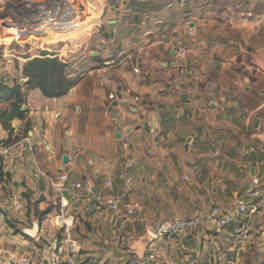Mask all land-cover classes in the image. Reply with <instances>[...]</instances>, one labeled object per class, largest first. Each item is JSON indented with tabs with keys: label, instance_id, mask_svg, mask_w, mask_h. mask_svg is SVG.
I'll return each mask as SVG.
<instances>
[{
	"label": "crops",
	"instance_id": "0c3cea01",
	"mask_svg": "<svg viewBox=\"0 0 264 264\" xmlns=\"http://www.w3.org/2000/svg\"><path fill=\"white\" fill-rule=\"evenodd\" d=\"M83 3L87 24L52 37L79 36L76 49L58 53L75 85L57 98L25 86L27 118L12 122L18 139L4 156L10 178L0 182V264H10L8 253L50 258L61 209L80 245L78 264H264V0ZM179 43L189 49L185 83ZM8 137L0 125V142ZM127 178L117 212L109 204ZM132 202L140 208L130 216ZM241 203L250 209L237 216ZM214 206L234 218L219 233L207 218ZM195 216L204 218L198 229L155 241L150 260L148 228Z\"/></svg>",
	"mask_w": 264,
	"mask_h": 264
},
{
	"label": "built area",
	"instance_id": "2783aa9c",
	"mask_svg": "<svg viewBox=\"0 0 264 264\" xmlns=\"http://www.w3.org/2000/svg\"><path fill=\"white\" fill-rule=\"evenodd\" d=\"M75 1L76 3L74 0H0V55L3 57V59L0 58V75L3 73L2 64L6 60V56L2 52L7 47L19 48V45H23L34 39L37 41L36 44L43 46L41 48L33 47L28 49V52L33 51V49H38L42 52L52 54L50 55L52 57H58L59 50L56 47L59 45H63L64 47L69 46L71 44L70 40L62 44L61 42L47 43L46 39L48 37L52 38L54 35L69 33L76 30L77 27L86 24L84 20L87 14L83 10L82 1L80 0L79 4L77 0ZM77 5L80 6V9L77 8ZM195 33L194 29L188 31L190 36H194ZM53 45H57L54 50L51 48ZM36 47L38 46L36 45ZM67 52H71V49ZM175 52V64L179 78L181 82L185 83L189 79L186 72L189 49L184 43H179L175 47ZM136 71H139V69H136ZM9 147L10 145H5L4 141L0 142V157L9 154ZM215 154L219 155V151H216ZM67 180V174L61 175L59 181L54 183V187L59 191L65 190ZM253 183L255 184V188L251 190V194L253 196L260 195L261 191L258 188L259 179L255 178ZM130 184L131 179L127 178L122 193L110 201L109 206L111 209L117 212L119 211V205L123 203L124 198L130 192ZM76 187L81 188L82 185L77 183ZM11 201L15 210L20 211L23 209V203L18 194H13ZM139 208L140 204L138 202L128 203L125 206V213L131 216ZM249 209L250 206L248 204L241 203L238 205L235 214L240 216L247 213ZM1 217H4V215H1ZM207 218L212 222L218 233L223 231L234 219L232 215L223 212L219 206H214ZM203 220L204 218L202 216H195L189 219L172 218L156 227L148 228L142 237L147 242L146 249L149 253L150 260L156 259L155 241L167 236H176L187 231L196 230L202 225ZM56 224L61 231V238L54 245L50 258L40 259L32 258L28 255L22 256L16 253H8L7 258L9 263L78 264L76 258L80 252V245L72 235L69 217L65 214L64 209H61L56 214ZM130 239L131 237L129 235H123L120 237V243L122 245L128 244Z\"/></svg>",
	"mask_w": 264,
	"mask_h": 264
},
{
	"label": "trees",
	"instance_id": "16d2710c",
	"mask_svg": "<svg viewBox=\"0 0 264 264\" xmlns=\"http://www.w3.org/2000/svg\"><path fill=\"white\" fill-rule=\"evenodd\" d=\"M49 53H43L40 57L28 60L22 68L24 82L19 81L9 84L6 77L0 79V125L9 132L5 145H10L18 139L14 135L12 122L16 119L25 120L27 109H22L28 89L39 88L42 94L49 98H57L67 94L75 85L76 79L70 77L67 71V63L59 57H50ZM14 136V138H13ZM10 178V173L4 170V157H0V182ZM52 209V208H51ZM47 209L43 214L51 211ZM30 207L29 211H32Z\"/></svg>",
	"mask_w": 264,
	"mask_h": 264
},
{
	"label": "rangeland",
	"instance_id": "374dc122",
	"mask_svg": "<svg viewBox=\"0 0 264 264\" xmlns=\"http://www.w3.org/2000/svg\"><path fill=\"white\" fill-rule=\"evenodd\" d=\"M77 1H78L77 3L79 4L80 0H77ZM81 1L83 2V0H81ZM74 2L76 3L75 0H74ZM85 6L86 5L83 3V7H85ZM77 8L80 9V6L77 5ZM85 10H86L85 13L87 12L86 14H88V16L90 18V14L92 12L90 11L89 7H87V9H85ZM77 36L78 35H76L73 40H70V42H71V44L69 43L70 44L69 45L70 47H66V50H68V49H71L72 50V49H76L77 48L76 45H75L77 43V41H78L77 39L79 38V36L78 37ZM60 40H61L60 38H52V39H49L48 38L47 39V41H48L47 43H57ZM62 40H64V39H62ZM66 42H61V43L62 44H65ZM31 44L32 43L30 41H28L27 43H25L23 45H19V48H14V47L10 48V47H7V48L3 49L2 54L6 56V60H5V63L2 64L3 73H2V75H0V79L2 77H8V79L10 80V83L9 84H13L16 81H19V74H18V72H17L16 69L18 68V70H19V68H23L22 63L24 65L28 61V59H26V58H28L29 56H32L33 54H39V55H42L43 54V52H41L39 50H33V51L31 50V52H28V49L33 48V46ZM39 45H40L39 47H35V48H41L43 46L41 44H39ZM56 46L57 45H53V46H51V48H53V50H54ZM62 47H64V46L63 45H59L58 47H56V49L57 50H60ZM0 58L3 59V57L1 55H0ZM33 58H35V57H31L30 59H33ZM23 59L25 61H23ZM19 82L21 83L22 81L20 80ZM0 106L3 108V107H6V104L1 103ZM89 251L90 252H93V253H97V255H100L103 258H106L107 257V254H108L107 253V249H90ZM19 255H22V256H27L28 255V256H30L32 258L34 257L31 254H19ZM34 258H38V257H34ZM40 259H43V258H40Z\"/></svg>",
	"mask_w": 264,
	"mask_h": 264
},
{
	"label": "water",
	"instance_id": "95a60500",
	"mask_svg": "<svg viewBox=\"0 0 264 264\" xmlns=\"http://www.w3.org/2000/svg\"><path fill=\"white\" fill-rule=\"evenodd\" d=\"M114 104L116 105L117 103H114ZM22 109L24 110V109H25V106H23ZM68 161H69L68 156H64V158H63V162L66 164V163H68Z\"/></svg>",
	"mask_w": 264,
	"mask_h": 264
},
{
	"label": "bare ground",
	"instance_id": "6f19581e",
	"mask_svg": "<svg viewBox=\"0 0 264 264\" xmlns=\"http://www.w3.org/2000/svg\"><path fill=\"white\" fill-rule=\"evenodd\" d=\"M37 38V37H36Z\"/></svg>",
	"mask_w": 264,
	"mask_h": 264
}]
</instances>
